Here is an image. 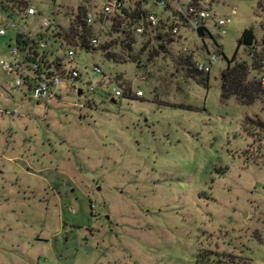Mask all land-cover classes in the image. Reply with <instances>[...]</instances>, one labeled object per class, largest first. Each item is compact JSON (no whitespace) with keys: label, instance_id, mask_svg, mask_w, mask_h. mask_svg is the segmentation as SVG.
<instances>
[{"label":"rangeland","instance_id":"rangeland-1","mask_svg":"<svg viewBox=\"0 0 264 264\" xmlns=\"http://www.w3.org/2000/svg\"><path fill=\"white\" fill-rule=\"evenodd\" d=\"M28 1L44 17L59 12L62 38L80 45L67 36L83 31L74 15L104 0ZM232 6L208 86L181 59L204 49L197 59L207 62L198 34L182 30L166 44L123 15L91 26L101 44L78 51L71 65L83 76L61 101L1 90L0 107L19 114L0 113V264H197L206 250L225 252L229 264H264V128L246 124L264 122V94L253 104L222 96L226 57L244 29L264 37V0H226L223 10ZM7 30L0 59L13 60L16 29ZM237 59L250 60L245 46ZM71 186L67 203L60 193Z\"/></svg>","mask_w":264,"mask_h":264},{"label":"built area","instance_id":"built-area-1","mask_svg":"<svg viewBox=\"0 0 264 264\" xmlns=\"http://www.w3.org/2000/svg\"><path fill=\"white\" fill-rule=\"evenodd\" d=\"M25 1L28 5L21 14L16 17L7 15L6 28H0V36L7 35V28L16 29L15 38L9 44L14 59H0V78H5L6 82L11 79L13 81L0 83V92L6 87L15 88L22 92L25 102L47 105L61 101L65 91L77 89L76 80L83 76V72L71 63L76 60L79 50L88 52L98 48L101 38L91 35L86 43L70 45L62 38V30L58 29L61 23L59 12H56L55 18L50 19L44 17L43 12L36 5L28 0ZM147 4L161 7L162 14L149 10ZM225 7L226 0H104L97 11H93L89 6L82 5L81 9L79 6L78 13L74 17L76 20H81L80 24L82 22L91 28L98 18L114 20L123 16L126 10L134 18L131 19V23H135L136 33L144 34L147 29L153 28L156 35L162 38L160 41L163 39L169 41L168 39L181 36L182 30L194 31L204 42L207 62L197 59V55L202 54L204 49L189 54L193 55L196 68L209 73L222 56L223 37L238 13L236 6H232L229 12L223 10ZM207 37L212 40L215 52H211L205 43L204 39ZM93 71L101 73L102 68L95 65ZM261 74L264 84V65ZM112 92L115 96L123 95L116 86ZM137 95H142V91H138ZM8 112L19 114V110L12 112L0 107V113Z\"/></svg>","mask_w":264,"mask_h":264},{"label":"trees","instance_id":"trees-1","mask_svg":"<svg viewBox=\"0 0 264 264\" xmlns=\"http://www.w3.org/2000/svg\"><path fill=\"white\" fill-rule=\"evenodd\" d=\"M27 5L28 2L25 0H0V9L6 12L7 15H10L12 17L20 15ZM124 16H126L127 18H131L132 20L134 19L132 18V14H129L126 10L124 12ZM133 16L135 17V14ZM81 25V29H83V31H81V33L79 34L77 30L70 28V31H72L73 34H67V36L69 37V41L72 40L70 36H80L82 42L86 43V40L91 36L92 32L90 28H88L82 22L80 24V27ZM158 34L161 35L160 33ZM163 42H166L167 44V41L164 40ZM263 44L264 37L262 41H260L258 39L257 32L253 27L244 29L242 35L238 40L237 48L232 57H226V59L228 60V64L226 67V73L223 75L222 81V96L224 98L235 96L243 104H253L260 94H264V84L261 80V73L263 71L264 65ZM164 45L165 44H161V46ZM241 46H245L248 49V56L250 60L243 62L238 61L237 55ZM96 49L97 48H94L93 50ZM155 54L158 53L155 52ZM222 54H224V51H222ZM108 56L110 57V54H108ZM181 59L185 64V69L190 77L203 81L207 86L209 85V73H206V76H202L200 78V75L205 74V72L195 67L193 55L186 53L185 56H183ZM135 60L137 61V58H135ZM249 121L260 128H264V122H262L261 120L256 121L248 116L246 124H248ZM202 263L229 264V259L227 258L225 252H208L206 250L204 253L199 255L197 260V264Z\"/></svg>","mask_w":264,"mask_h":264},{"label":"flooded vegetation","instance_id":"flooded-vegetation-1","mask_svg":"<svg viewBox=\"0 0 264 264\" xmlns=\"http://www.w3.org/2000/svg\"><path fill=\"white\" fill-rule=\"evenodd\" d=\"M71 180L73 181V179H70V181ZM68 181H69V179H68ZM70 192H74V188L72 186L69 187V188H66L64 191H61V193H60V196L63 197V198H65L67 203H68V200H69V202L70 201L72 202V199H74V196H73V198H71ZM67 198H69V199H67ZM91 212H94V210L91 211ZM104 217H107L109 219L110 218V215H107V213H106V214H104Z\"/></svg>","mask_w":264,"mask_h":264},{"label":"water","instance_id":"water-1","mask_svg":"<svg viewBox=\"0 0 264 264\" xmlns=\"http://www.w3.org/2000/svg\"><path fill=\"white\" fill-rule=\"evenodd\" d=\"M158 40H162V38L159 37ZM78 93L81 94L82 93V89H79Z\"/></svg>","mask_w":264,"mask_h":264},{"label":"crops","instance_id":"crops-1","mask_svg":"<svg viewBox=\"0 0 264 264\" xmlns=\"http://www.w3.org/2000/svg\"><path fill=\"white\" fill-rule=\"evenodd\" d=\"M0 97H1V94H0Z\"/></svg>","mask_w":264,"mask_h":264}]
</instances>
